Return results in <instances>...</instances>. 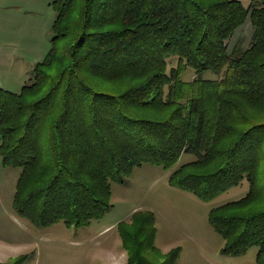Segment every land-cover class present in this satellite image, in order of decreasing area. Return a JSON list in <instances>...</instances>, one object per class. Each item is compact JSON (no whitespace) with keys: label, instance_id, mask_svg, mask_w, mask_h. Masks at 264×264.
<instances>
[{"label":"trees","instance_id":"trees-1","mask_svg":"<svg viewBox=\"0 0 264 264\" xmlns=\"http://www.w3.org/2000/svg\"><path fill=\"white\" fill-rule=\"evenodd\" d=\"M52 47L20 93L0 88V155L21 169L18 215L38 227L81 228L113 208V184L136 168L174 170L172 187L211 201L222 253L258 247L264 264V0H53ZM250 20V46L228 42ZM178 64L169 70V58ZM191 67L192 81L182 75ZM223 73L221 79L203 74ZM156 215L117 228L128 264H154ZM181 247L164 264H176ZM3 264V263H0ZM10 264H21L16 260Z\"/></svg>","mask_w":264,"mask_h":264},{"label":"rangeland","instance_id":"rangeland-1","mask_svg":"<svg viewBox=\"0 0 264 264\" xmlns=\"http://www.w3.org/2000/svg\"><path fill=\"white\" fill-rule=\"evenodd\" d=\"M53 0H0V88L20 93L30 82L37 64L52 47L57 13ZM246 6L250 0H244ZM255 28L250 20L229 40L230 52L247 49ZM169 70L178 64L168 60ZM223 73L207 71L205 79H221ZM196 77L188 67L182 79ZM1 143V141H0ZM0 155V263L10 264H128L129 253L118 231L122 221L130 222L139 211L156 215L158 254L149 251L154 264H164L173 249L181 247L176 264H256L258 247L241 256L222 253L223 238L209 223L213 208L241 199L248 193L244 181L211 201L178 190L169 183L172 172L195 160L184 154L172 169L145 164L136 168L124 184H113L112 210L100 220L81 228L63 222L38 227L18 215L14 195L21 169L6 167Z\"/></svg>","mask_w":264,"mask_h":264}]
</instances>
